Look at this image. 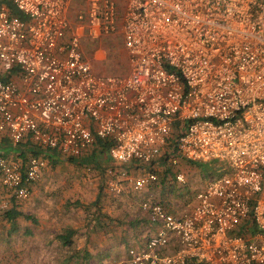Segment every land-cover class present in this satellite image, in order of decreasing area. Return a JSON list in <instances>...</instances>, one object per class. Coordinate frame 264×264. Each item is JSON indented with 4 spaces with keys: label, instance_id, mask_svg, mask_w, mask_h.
I'll use <instances>...</instances> for the list:
<instances>
[{
    "label": "built area",
    "instance_id": "built-area-1",
    "mask_svg": "<svg viewBox=\"0 0 264 264\" xmlns=\"http://www.w3.org/2000/svg\"><path fill=\"white\" fill-rule=\"evenodd\" d=\"M3 1L0 139L38 152L0 157L10 197L100 140L121 167L117 195L157 185L163 158L226 162L187 211L141 205L156 234L126 264H264V0ZM114 35L128 72L98 74L83 41Z\"/></svg>",
    "mask_w": 264,
    "mask_h": 264
},
{
    "label": "crops",
    "instance_id": "crops-1",
    "mask_svg": "<svg viewBox=\"0 0 264 264\" xmlns=\"http://www.w3.org/2000/svg\"><path fill=\"white\" fill-rule=\"evenodd\" d=\"M2 4H4V1L0 0V6ZM7 5L14 13L17 12L12 4L7 3ZM83 47L85 56L91 61L94 71L100 74V72L95 70V62H103L105 60L101 49L98 48L95 50V41L89 38L84 39ZM93 49L94 52L91 54L90 50L92 51ZM9 74L10 73L7 72L0 63V79L7 80ZM20 148H22V151ZM35 152L36 150L33 148H25L22 146L16 147L9 140L0 139V157H14V159H20L21 156L29 157L31 154L34 155ZM94 153L103 152L97 148L95 151L93 150L89 152L79 160L94 158L92 157ZM103 158L105 161L111 160L118 167L117 169L114 167L109 171V175L114 177V180L116 181L118 175L115 172L119 171L121 167L117 165L108 154H104ZM76 160L77 159H72L71 162H75ZM77 163L81 164L79 162ZM181 163L190 164L192 162L181 161L178 166ZM160 164L171 165L168 159L163 158L161 161H158L151 170L156 172L155 167ZM190 165L201 166L202 163H194ZM162 167L164 168V165ZM218 168L223 174L224 169L219 166ZM127 169L134 173H140L139 169L135 170L134 167L131 166ZM45 175L42 178L43 180ZM176 175L177 173H175V179H173L174 182L176 181L177 184H181L176 180ZM73 176L74 174L71 175V177ZM220 176L216 174L207 177L205 176L204 181L208 182L202 186L197 194L202 191L211 180ZM68 177L69 176L66 178ZM71 177H69V179ZM69 179H67L68 183ZM75 179L74 184L71 185L72 189L71 186L68 188V183H65V181L64 183H61L60 180L55 184L54 182H56V180L53 179L50 180V183H38L32 188L30 198L25 201H18L15 198H11L9 192L3 189L0 185V264H17L15 258L20 255V252L24 248L21 247L20 240L22 238L29 240L36 239L37 235H42V233L44 238L50 240L53 236L58 239V236L66 235L69 230L75 231V234L71 238L72 245L65 246L63 243L62 245L64 248L70 250L69 255H66V257L69 258L70 261H78L79 264H91L92 260H95V252L89 246H86L85 243L96 233L107 234L109 238H120L127 243L129 242V244L131 243L132 245H128V247H130L129 250L143 249L149 236L156 234V227L151 225L148 215L146 212L142 211L141 205L145 201H157L166 206L162 200L157 199L153 195L143 198L139 205L142 212L139 214L141 217L136 218L135 221L134 218L138 216L136 215V209L133 211L130 208H125L127 204L125 202L122 206L123 208H121L119 201L114 200L108 201L107 206L102 203V199H100L101 202L95 203L99 195H102L103 191L100 190L95 199V193L92 197L83 189V185L81 186L80 183L81 178L75 175ZM115 181H111L109 187V190L111 189L113 193L112 183ZM124 185L126 186V184ZM155 186L163 187L160 176L159 183ZM153 187H150V189ZM196 195H194L193 198H195ZM190 204L187 209H189ZM166 207L168 208V206ZM168 209L171 212H176L171 208ZM95 212H97L96 215ZM117 216H120L118 217L120 219L115 220L114 218ZM143 224L146 225H144L145 228L143 227ZM104 225L111 226L103 227ZM122 226H124L123 229H121ZM82 240H84V242ZM174 242L175 241H172L171 249L176 246ZM31 248L33 247H27V249Z\"/></svg>",
    "mask_w": 264,
    "mask_h": 264
},
{
    "label": "rangeland",
    "instance_id": "rangeland-1",
    "mask_svg": "<svg viewBox=\"0 0 264 264\" xmlns=\"http://www.w3.org/2000/svg\"><path fill=\"white\" fill-rule=\"evenodd\" d=\"M98 48L101 49L105 60L103 62H95V70L97 72L107 75H126L128 72V56L120 35H114L103 38L100 41H95V50ZM90 52L93 54L94 49L92 51L90 50ZM92 157L95 159L89 158L81 161L77 159L75 162L61 159L58 160L56 164H54V161H51L45 172V178L44 180L42 179L40 183H50L51 179L56 180L54 184L58 183L59 180L61 183H64V181L68 183L67 179L74 174V176L69 179L68 188L74 184L76 175L81 178V186L83 185V189L90 196L93 197L95 193V199L98 192H100V190L103 191L101 201L106 204V206L108 205V201L114 200L119 201L121 208H123L122 206L125 202L127 203L125 208H130L133 211L136 209V215L138 216L134 218L135 221L136 218L141 217V215H139L142 213L139 208L141 200L150 195L162 200L168 208L176 212L182 213L185 210L187 211L189 204L194 200L193 196L208 182L204 181V177L212 174L220 176L222 172L218 166L223 169L226 167V162L222 161H214L211 162V164L206 163L201 166H194L186 163H181L179 166L160 164L155 167V171L160 176L161 181L165 179L167 182L164 187L155 186L142 193H135L124 185L123 193L121 195H116L111 189L109 190L110 182L115 181L114 177L109 175V171L114 167H116V169L118 167L111 160L105 161L103 153H94ZM163 165L164 168L162 167ZM175 173H183L186 178V183L177 184L176 181L174 182ZM67 176L69 177L66 178ZM96 214L97 212H95V215ZM118 217L120 216L114 219H120ZM145 224H143L144 228L146 226ZM110 226L104 225L103 227ZM123 228L124 226L121 227V229ZM42 235H37L36 239L29 240L22 238L20 240L21 247L24 248L20 252V255L15 258L17 264H79L78 261H70L69 258L66 257V255H69L70 250L64 248L62 242L56 237L53 236L50 240H47ZM82 241L84 242V240ZM85 244L95 252V260H92L91 264H126L130 248L128 245H132L120 238H109L107 234L98 233L91 236ZM27 247L33 248L27 249Z\"/></svg>",
    "mask_w": 264,
    "mask_h": 264
},
{
    "label": "trees",
    "instance_id": "trees-1",
    "mask_svg": "<svg viewBox=\"0 0 264 264\" xmlns=\"http://www.w3.org/2000/svg\"><path fill=\"white\" fill-rule=\"evenodd\" d=\"M15 14L19 15L18 12H15ZM20 149H21V151H22V148H20ZM98 149H100L104 154H107V151H108V149H109V143L104 142V141H101V140L98 141ZM36 154H38L37 151L35 152V155H36ZM20 159H22V161H24V162H27V161H28V157H27V156H21ZM57 162H58V160H54V164H56ZM190 164H194V163H190ZM162 184H163V187L166 185V181H165V179H163ZM100 199H101V195H99V197H98V199H97V201H96L95 203L100 202ZM74 234H75V231H73V230H69V231L67 232L66 235H60V236H58V239H59V241H61L65 246H66V245L71 246V245H72V240H71V238H72V236H73Z\"/></svg>",
    "mask_w": 264,
    "mask_h": 264
}]
</instances>
